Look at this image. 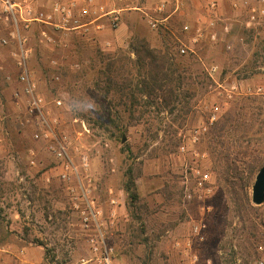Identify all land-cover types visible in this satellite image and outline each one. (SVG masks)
<instances>
[{
  "label": "rangeland",
  "instance_id": "obj_1",
  "mask_svg": "<svg viewBox=\"0 0 264 264\" xmlns=\"http://www.w3.org/2000/svg\"><path fill=\"white\" fill-rule=\"evenodd\" d=\"M209 1L217 7L213 28L206 25ZM245 1L258 5L264 0H97L90 6L91 16L99 4L122 8L117 29L106 24L100 30L90 26L84 34L49 30L54 37L49 44L39 35L42 27L33 25L27 31L28 68L45 110L57 118L58 133L69 141V156L89 199L102 210L116 264H189L193 252L200 264L264 260V203H252L251 187L250 206L243 210L239 200L235 203L222 193L203 137L206 122L228 108L230 99L248 95L264 99V29L247 24ZM162 2L167 6L159 12ZM178 2L167 23H150L175 10ZM141 4L150 10H143L147 15L133 8ZM37 5L43 7L41 1ZM197 18L204 37L189 44L196 54H180L176 38L188 45ZM184 23L192 26L189 33H181ZM211 32L217 35L214 41ZM142 39L151 46L170 45L169 53L184 77L180 101L191 107L185 120L173 121L175 114L147 104L145 96L131 112L118 93L105 94L103 84L95 86L96 71L106 58L122 53L135 59L130 43ZM211 65L217 69L213 79L205 70ZM17 73L13 57L0 46V243L11 242L12 253L20 249L18 242L25 243L41 264H96L86 238L80 236L84 232H79L84 204L80 184L75 179L62 181L60 161L43 141L33 138L36 126L20 124L27 102ZM232 85L236 90L226 97ZM57 97L60 106H55ZM214 106L219 107L216 113ZM81 154L88 158L85 171ZM196 166L209 175L211 190L204 202L197 198L202 192L192 172ZM127 174L135 182L133 202L124 190ZM203 204L209 210H203ZM200 219L206 228L204 241L197 243L191 227Z\"/></svg>",
  "mask_w": 264,
  "mask_h": 264
},
{
  "label": "built area",
  "instance_id": "obj_2",
  "mask_svg": "<svg viewBox=\"0 0 264 264\" xmlns=\"http://www.w3.org/2000/svg\"><path fill=\"white\" fill-rule=\"evenodd\" d=\"M42 2L43 7H39L37 3ZM94 0H0V46L8 50V54L13 57L15 65L18 69L17 80L21 83L23 94L26 97L27 112L26 116L20 124L25 126L33 123L36 128L33 133V138L41 140L45 143L46 150L57 161H60L62 171L59 176L64 182H69L72 179L77 180L82 188L81 197L84 201L83 207L80 209V225L84 237L89 244L92 258L96 264H116L113 257V247L107 243L104 227L101 220L102 210L97 208L93 199H89L88 189L82 185V180L79 175L77 166L73 163L69 156V141L65 135H61L57 131V118H51L49 112L45 110L44 97L39 93L37 82L28 68V56L31 54V48L27 46L28 31L32 25L42 27L39 32L45 43H53L54 37L49 30L62 29L66 31L78 30L80 33L88 31L89 27L95 30L105 28V23L110 29H117L120 23L119 9H107L103 4L96 6L95 15H90V6ZM45 3V4H44ZM180 2L176 3L175 10L179 8ZM247 14V24L257 26L264 29V1L258 5H251L245 1L244 3ZM182 5V4H181ZM167 3L162 2L158 5L157 10L163 12L166 9ZM216 2L209 1L207 27L215 26V19L212 14H215ZM154 20V19H152ZM159 20L151 21L155 26ZM194 31L187 38L188 45L184 43V39L176 38L178 42V50L180 54L190 53L196 54V50L189 44H195L204 37V30L200 26V19L195 21ZM192 26L190 23H184L181 27V33H189ZM227 32V27H224ZM216 33H209L211 41L216 40ZM55 63V62H53ZM207 74L213 79V74L216 72V66L211 65L205 68ZM58 77H55L57 79ZM231 90L227 91L226 97H231V93L236 90V86L232 85ZM61 97L54 100L55 106L61 105ZM218 106L213 107V113L218 111ZM215 119L213 114L210 118V123ZM196 138V136H195ZM195 141V140H194ZM179 151L184 152L185 146L180 145ZM34 164V160L30 161ZM80 163L82 168L87 170L88 158L86 154H81ZM70 172L72 176H70ZM196 185L202 193L197 195L199 200L205 199V196L210 192L211 188L207 185L209 175L200 170L196 166L192 169ZM47 180H49L47 178ZM192 194L188 192L190 198ZM77 206V205H75ZM203 210H209V207L202 205ZM205 222L200 219L191 227V234L197 243L204 241ZM192 238H189L187 245L190 247ZM179 244V243H177ZM259 250H263L260 246ZM200 262L199 255L195 252L191 253L189 264H198ZM209 263V260H208ZM82 264V263H81ZM258 264H264V260L260 259Z\"/></svg>",
  "mask_w": 264,
  "mask_h": 264
},
{
  "label": "trees",
  "instance_id": "obj_3",
  "mask_svg": "<svg viewBox=\"0 0 264 264\" xmlns=\"http://www.w3.org/2000/svg\"><path fill=\"white\" fill-rule=\"evenodd\" d=\"M169 33L165 31L166 36ZM169 51L167 43L159 47L151 46L143 39L130 43V52L135 59L122 53L107 57L103 68L96 71L94 84L97 88L103 84L105 94L118 93L122 104L131 112L140 105L139 99L145 96L149 98L147 104L159 105L170 115L175 114L173 121H183L191 107L188 101H180L184 77ZM228 102V108L220 112L212 123L206 122L207 130L203 137L222 193L235 203L239 200L243 210L250 206L248 190L264 163V99L248 95ZM124 190L130 202L136 200L132 175L127 174ZM7 242L2 241L0 246Z\"/></svg>",
  "mask_w": 264,
  "mask_h": 264
},
{
  "label": "crops",
  "instance_id": "obj_4",
  "mask_svg": "<svg viewBox=\"0 0 264 264\" xmlns=\"http://www.w3.org/2000/svg\"><path fill=\"white\" fill-rule=\"evenodd\" d=\"M97 0H94V4H96ZM90 8V7H89ZM136 8L137 10H140L142 12H144V14L147 15V13H145V11L143 10H148V7H146V5H142L140 7H133ZM96 9V7H95ZM119 10H122V8H118ZM91 10V8H90ZM177 10V9H176ZM176 10H172V11H168V14H164L161 16V18L159 19V22L165 24L168 22L169 18L172 16V14H174L176 12ZM106 25V23H105ZM100 32V31H98ZM50 216V215H49ZM79 232H82L81 227L79 228ZM84 234V233H83ZM81 238L84 237V235H80ZM13 244L11 242H7L3 245L0 246V264H10V263H6L7 259L10 258L11 259V264H41V262H39V259H34L32 253L30 250H28L27 245L25 243L22 242H18V244H16L18 247H20V249L16 252L9 251V249L11 248L10 246H12ZM200 264V263H198Z\"/></svg>",
  "mask_w": 264,
  "mask_h": 264
},
{
  "label": "water",
  "instance_id": "obj_5",
  "mask_svg": "<svg viewBox=\"0 0 264 264\" xmlns=\"http://www.w3.org/2000/svg\"><path fill=\"white\" fill-rule=\"evenodd\" d=\"M251 201L255 205L264 203V163L255 174L251 186Z\"/></svg>",
  "mask_w": 264,
  "mask_h": 264
}]
</instances>
